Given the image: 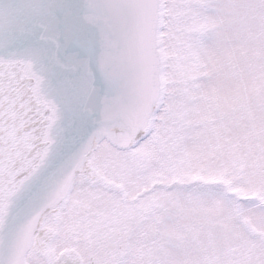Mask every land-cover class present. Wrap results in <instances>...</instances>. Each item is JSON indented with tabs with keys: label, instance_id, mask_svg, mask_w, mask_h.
<instances>
[{
	"label": "snow or ice",
	"instance_id": "6c2138e0",
	"mask_svg": "<svg viewBox=\"0 0 264 264\" xmlns=\"http://www.w3.org/2000/svg\"><path fill=\"white\" fill-rule=\"evenodd\" d=\"M0 264H264V0H0Z\"/></svg>",
	"mask_w": 264,
	"mask_h": 264
}]
</instances>
